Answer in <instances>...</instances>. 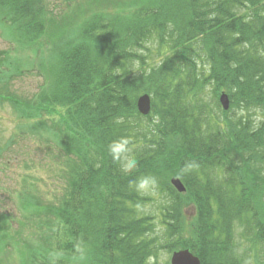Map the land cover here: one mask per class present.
Listing matches in <instances>:
<instances>
[{"label": "trees", "instance_id": "trees-1", "mask_svg": "<svg viewBox=\"0 0 264 264\" xmlns=\"http://www.w3.org/2000/svg\"><path fill=\"white\" fill-rule=\"evenodd\" d=\"M53 2L0 0L3 38L41 56L44 78L36 96L0 103L58 149L56 197L19 192L31 234L0 215V247L20 264H159L163 246L264 264V0ZM9 58L0 50L7 83L22 71Z\"/></svg>", "mask_w": 264, "mask_h": 264}, {"label": "rangeland", "instance_id": "rangeland-1", "mask_svg": "<svg viewBox=\"0 0 264 264\" xmlns=\"http://www.w3.org/2000/svg\"><path fill=\"white\" fill-rule=\"evenodd\" d=\"M60 1L55 0V4L54 2L52 4L56 6ZM81 1L79 0L80 3H83ZM6 32L7 30L0 26V50L9 51V59L10 61L13 60L10 63L12 64V70L20 68L22 71L20 74L15 73L8 83L0 81V96L11 97L13 93L20 99H29L38 94L44 82L42 71L40 70L42 61L39 58L41 56L34 60V52L31 48L21 49L14 47L7 38L6 40L3 38ZM50 57L51 53L49 51L42 55V58L47 59L45 67L50 65L52 58ZM6 65L4 64L1 68H5ZM3 87H6V89H2ZM212 90L210 86L204 90V101L211 99ZM11 107L8 102L0 103V215L9 214L12 218V221L9 222L10 231L18 228L20 235L26 237L31 233L26 226L28 224L24 227L19 225L20 216L16 206L17 195L19 192L24 191L26 193L30 191V194L34 193L33 195H38L44 201L52 199L53 196L56 197L57 163L51 162L50 158L53 154H56L57 147L56 145L52 146L53 149L50 147L48 151V144L42 137L28 133L26 124L30 121L18 117L15 110ZM252 111L256 112L252 116L249 115L250 120L253 122L260 121L262 118L260 109L259 111ZM57 113H53V116H57ZM63 163V161L59 160L58 169ZM25 172L32 174V178L25 179ZM171 177L169 178V183ZM144 211L154 213L156 208L150 203L144 208ZM154 222L153 226L158 228L159 222L157 219H154ZM5 248L0 247V252H2L0 254L1 264H20V262L14 261L11 254L5 251ZM7 249L10 250V247L7 246ZM160 249L159 264H165L166 261L169 263L171 253L174 250L169 251L164 246Z\"/></svg>", "mask_w": 264, "mask_h": 264}, {"label": "water", "instance_id": "water-1", "mask_svg": "<svg viewBox=\"0 0 264 264\" xmlns=\"http://www.w3.org/2000/svg\"><path fill=\"white\" fill-rule=\"evenodd\" d=\"M224 110L229 108L228 94L223 91L218 98ZM136 107L140 114L147 115L151 110V97L148 93H143L137 97ZM170 183L178 191L183 192L185 186L178 177H171ZM170 264H200V260L189 249L174 250L171 253Z\"/></svg>", "mask_w": 264, "mask_h": 264}]
</instances>
